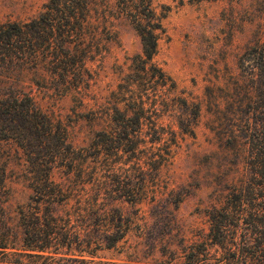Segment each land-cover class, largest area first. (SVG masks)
<instances>
[{
	"label": "trees",
	"instance_id": "obj_1",
	"mask_svg": "<svg viewBox=\"0 0 264 264\" xmlns=\"http://www.w3.org/2000/svg\"><path fill=\"white\" fill-rule=\"evenodd\" d=\"M114 5L115 16L127 18L139 38L133 69L142 72L144 89L164 88L170 78L152 62L163 15L155 14L151 0H115ZM96 7L97 0H46L25 21L0 20V142L12 141L21 151L22 176L30 190L28 201L11 215L0 170V264H63V257L54 260L50 254L84 252L102 241L109 248L129 232V219L116 203L120 200L130 202V239L136 245L146 239L165 242L179 230L173 212L180 199L161 176L174 140L162 141L164 132L153 126L139 133L143 108L135 104L128 83L119 93L124 102L132 100L133 115L128 116L127 103L120 108L118 99L112 102L117 116L109 121L116 140L104 134L97 139L110 155L105 159L99 157L97 141L92 152L74 146L61 119L43 113L32 96L31 85L79 101L90 91L86 63L96 56L101 60L115 38ZM258 96L257 116L243 123V144L231 145L245 151L241 172L212 188L209 204L199 211L205 231H194L191 243L180 234L176 250L164 244L167 263L264 264V89ZM154 102L153 97L150 108ZM141 135L156 152L138 149ZM121 140L128 142L123 148ZM128 150L130 173L123 182L116 165L124 159L117 152ZM100 168L106 172L104 182Z\"/></svg>",
	"mask_w": 264,
	"mask_h": 264
},
{
	"label": "rangeland",
	"instance_id": "obj_2",
	"mask_svg": "<svg viewBox=\"0 0 264 264\" xmlns=\"http://www.w3.org/2000/svg\"><path fill=\"white\" fill-rule=\"evenodd\" d=\"M45 2L0 0V20L25 21L36 16ZM114 4L115 0H97L95 14L104 16L115 38L101 60L96 56L87 61L84 75L90 79L91 88L82 100L72 95L55 97L33 85L31 93L43 113L61 119L74 146L88 147L92 152L97 141L99 157L105 159L110 155L97 139L104 134L116 140L109 121V117L117 116L111 105L115 99L120 108L127 103L128 116L133 115L132 100L124 102L119 93L129 85L135 104L143 108L138 111L142 115L139 133L153 126L164 132L162 141L166 137L167 142L174 140L170 164L161 176L180 199L173 212L179 230L174 229L165 242L146 239L136 245L130 239V202L120 200L116 203L123 217L129 219L125 238L109 248L102 241L91 243L84 252L50 255L54 260L63 257L59 261L63 264H177L173 260L167 263L164 244L168 243V250H176L181 244L180 234L191 243L194 231H205L199 211L209 204L212 188L242 170L245 151L231 145L243 144L244 120L249 117L251 121L259 111L258 93L264 89V0H151L155 14L163 15L152 62L170 78L164 88L151 92L144 89L142 72L133 69V58L140 53L139 38L127 18L115 16ZM129 95L127 92L124 97L129 100ZM92 113L97 115L95 120ZM143 136L138 149L156 152ZM127 143L121 140L120 147ZM117 155L124 159V164L116 167H121L120 179L125 182L130 173V150L118 151ZM22 163L19 148L12 141H1L0 170L4 171L6 206L11 215L15 206L26 203L30 196ZM104 171L100 168L102 182L106 181Z\"/></svg>",
	"mask_w": 264,
	"mask_h": 264
}]
</instances>
